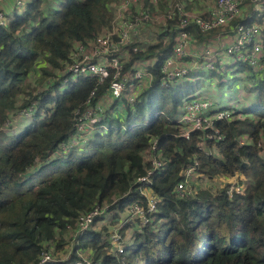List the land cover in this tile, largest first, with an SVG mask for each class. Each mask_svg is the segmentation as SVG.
<instances>
[{
  "label": "trees",
  "instance_id": "16d2710c",
  "mask_svg": "<svg viewBox=\"0 0 264 264\" xmlns=\"http://www.w3.org/2000/svg\"><path fill=\"white\" fill-rule=\"evenodd\" d=\"M53 1L55 7L45 0H27L23 10L0 27V125L10 112L36 101L29 125L10 142L0 137V264H36L42 251L60 250L80 213L112 203L114 197L119 199L101 231L90 229L79 236L69 261L61 263L73 262L79 258L77 251L89 246L96 264H264V76L254 78L250 87L258 106L244 109L243 119L216 122L220 141H205L200 148L201 132L189 140L173 136L181 107L175 89L187 78L163 86L161 65L172 54L179 31L175 15L159 29L155 42L145 43L124 62L122 76L131 82L133 61L155 57L147 65L150 84L133 104H124V118L117 119L110 109H118L125 99L113 100L106 110L111 115L106 112L103 121L110 128L93 137L87 153L53 156L73 133V111L84 110L89 93L96 90L92 102L109 99L105 94L111 75L101 83L97 77H81L61 92L59 87L73 44L88 42L110 27L113 0ZM247 8L245 14L250 15ZM186 30L195 38L194 47L212 36L194 25ZM38 61L44 64L32 89L25 80ZM237 66L249 69L239 62L229 65ZM242 135L249 141L240 145ZM152 136L158 138L157 150L166 163L149 185L159 201L150 221L133 227L118 252L109 236L112 227L125 221L122 233L130 220L126 207H146L136 178L145 173L142 155ZM193 161L198 173L210 178L242 173L243 190L227 194L224 187L213 193L203 187L178 196L174 188Z\"/></svg>",
  "mask_w": 264,
  "mask_h": 264
},
{
  "label": "built area",
  "instance_id": "2783aa9c",
  "mask_svg": "<svg viewBox=\"0 0 264 264\" xmlns=\"http://www.w3.org/2000/svg\"><path fill=\"white\" fill-rule=\"evenodd\" d=\"M8 1L12 3L10 13L4 9V5ZM26 1L0 0V27L6 26L13 14L20 13ZM120 1L124 2V5L121 11L114 16L111 29L105 30V33L99 34L88 42L73 44L70 50V62L63 72L64 78L59 87V91H63L71 80L81 77H97L98 83H101L111 75L106 89L107 94H105L109 99L100 98L92 102L96 96V90L89 93L84 110L81 111L77 108L73 111L75 119L73 133L66 142L59 145V148L53 152V156L65 153L67 146L72 149L78 144L82 146L86 142L87 148L88 143L92 140L91 137L83 136L87 130L97 129L105 132L110 128V125L103 123L105 119L103 115L109 106L103 107L102 101L108 100L111 104L115 99L124 98L126 102H120L119 109H124L125 103L133 104L142 89L151 82L152 74L147 65L155 57L137 58L133 61L131 82L122 76L123 60H126L131 53H136L144 48L145 43L155 42L157 33L161 31L159 29L167 27V21L172 20L175 15L178 16L175 28H178L179 31L175 37L172 54L167 56L161 65V84L163 86L176 85L191 73L195 74L194 78L197 79L199 74L204 71L206 73L216 71L221 75L228 74L232 80L236 76L235 69L240 70V68L239 66H227L236 62L245 64L249 68H245L246 71H243L245 76L257 78L264 75V0H207L206 2L203 0V4L200 5L206 8L196 7L192 10H187L186 4L180 0H171L162 6V10H158V7L155 6L154 11L157 10V12L150 11L148 7H132L136 0ZM248 6L252 10L250 15L245 14ZM112 12H114L113 8ZM236 19L241 22H236ZM161 21V24L153 27L156 26L154 22ZM188 25H194L200 32L211 31L214 34L202 48H195L192 45L195 38L186 30ZM143 33L147 34L144 38L141 36ZM229 38L232 39L231 43L227 42ZM220 53L230 55L232 59L229 62H224L219 57ZM216 63L219 66L215 67ZM249 84L251 86L253 82ZM35 108L36 101H32L28 106L10 112L9 118L0 125V131L7 130L12 126L14 123L12 117L16 113L17 116L30 120ZM246 116L247 114L236 102L226 106H214L210 98L203 96L202 92L195 93L179 108L175 117L173 136L189 140L193 133L201 132L202 142L199 145L200 148H204L205 141L214 143L223 138L215 126L216 122L243 119ZM248 141L247 135L238 137L240 145ZM80 146L76 149H79ZM63 147V151L60 152L59 149ZM157 149L158 138L152 136L148 148L142 155L143 162L147 164L145 173L136 178L139 183L137 189L146 198V207L143 208L136 203L128 207L129 216L135 215L140 220L141 226L150 221L159 201V197L149 189L152 176L160 174L166 167V163ZM212 149L211 153H216V149ZM198 177L200 179L209 178L198 173L197 162L193 161L183 169V179L177 182L174 188L175 193L180 197L194 194L196 190H192L191 183L194 178ZM233 190L241 192L243 187L241 185L231 186L226 192L230 194ZM118 199L119 197H115L112 203L96 204L91 210L80 213L74 227L68 228V235L72 242L91 228L97 219L112 212L111 205L117 203ZM110 239L114 250L122 252L124 241L119 232V226L112 228ZM62 261L56 259L54 250H44L36 264H63ZM67 264L93 263L86 258H79Z\"/></svg>",
  "mask_w": 264,
  "mask_h": 264
},
{
  "label": "rangeland",
  "instance_id": "374dc122",
  "mask_svg": "<svg viewBox=\"0 0 264 264\" xmlns=\"http://www.w3.org/2000/svg\"><path fill=\"white\" fill-rule=\"evenodd\" d=\"M168 1H171V0H136L133 3L132 7L140 8V7L150 6V8H148V9L150 11H154V7L156 6V7H158V10H162V6H165L168 3ZM176 1H178V0H176ZM180 1H182V3L186 4L187 10H192L196 7L206 8V7H203V5H200V4H203L202 3L203 0H180ZM206 1L207 0H205L204 2H206ZM46 3H50V4H52V6L55 5L53 0H45L44 4H46ZM110 5L112 6V8L114 10L113 17H112V20L110 23V27L102 29L96 36H98L99 34L101 35L105 30L111 29V25H112V21L114 19V16H116L117 12L119 13L121 11V9L124 5V2H122L120 0H113V2ZM53 7H55V6H53ZM154 12H157V10ZM161 23H162V21L159 23L154 22V24H156V26H153V27H157V25H159ZM227 42L231 43L232 39L231 38L227 39ZM203 46L204 45L199 46L198 48H202ZM90 47H91V45H90ZM91 51H92V48L90 49V52ZM219 57L224 62H229L232 59V56L227 55L225 53H220ZM124 62H125V60H123V63ZM43 64H44V62L38 61V66L33 70V72L30 74V76L28 78H26V80H25L26 84L30 85V87L32 89H35L37 87V86H35V84L39 80L38 69H39V66H42ZM217 66H219V64L216 63L215 67H217ZM227 67H229V66H227ZM235 72H236L237 77L233 78L232 80L229 78L228 74L221 75V74L217 73L216 71H210L209 73H206L204 71V72L199 74L197 79H195L196 77L194 78V75H191L187 79L182 80L176 86V89H175V94H176L179 106L183 105L184 101L187 100L189 97H191L195 93L202 92L203 96L209 97V95H211V92L213 91L211 89H214L213 86H215L217 89H220V92L222 94H224V92H226V91H231V89L235 88V90H233V91L236 92L237 94L240 91V93L242 95V90H244V92L246 94H249V98L252 99V101H253V102H251V105H248L249 107L246 106L244 108L256 107L258 104V99L255 96L256 92L252 88H250L252 85L250 86V84H249V83L253 82L254 78H251L249 76H245L241 70L235 69ZM243 80H244V82L242 83ZM71 81H77V78L75 80H71ZM206 84L210 85V88H211L210 91H207L209 86H206ZM40 89H41V87H40ZM230 94H232V92ZM233 95L234 94H232V96ZM240 96L239 97L236 96L237 98H234V99H236V101H238L237 104H239V105H241V103H242V102H240L241 101ZM19 100L20 101L18 103L20 105L22 98ZM102 104H103V107H105V106L108 107L110 105V102L108 100H106V101H102ZM117 110H119V111H117ZM110 111H112L111 114L114 117L120 116V117L124 118V112H125L124 109H119V108L116 109L115 108V109H110ZM106 112L107 111L105 110V113ZM16 114L13 115V117H12V119L14 120V123L12 124V126L7 130H1L0 131V137L1 138L3 137V140L5 142L12 141L14 139L16 133H18V132H14V130H15L14 127H16V125L19 123V121L16 120L17 118L18 119L22 118L26 121L24 129L29 125L30 121L32 120V118L29 120L25 117L17 116ZM107 114H110V113L107 112ZM106 116L107 115H103V117L105 119H106ZM118 117H117V119H119ZM122 122H124V121H122ZM103 125H105V124H103ZM99 127H102V126H99ZM124 127H125V125H124ZM99 134L103 135L105 133L102 131H98L97 129H94V130H87L83 136L84 137H91L93 139V137L95 138ZM85 144H86V142L83 143L82 146H80V144H78L76 147L80 146L79 149H76V147L70 149L67 146V147H65V153H59V154L64 157L65 155H67V153H73L74 152V156H76V157L80 156L82 153H87L90 149V147H89L88 151L86 152V145ZM262 146H264V145H262ZM63 149H64V147L60 148L59 151L61 152V151H63ZM38 167H39V165L32 168L28 173L35 171ZM192 181H193L191 183L192 190L195 191V190H198L199 188L205 187V188H208L209 190H211L213 193H215L216 191H218L219 189L224 188V187H226L227 189H229L231 186L238 187V185H241L243 187L241 182L243 181L245 183L243 175L240 172H237L236 174L231 175V176L216 175V176H213L211 178L209 177L207 179H202V178L200 179L198 177V178H194ZM113 199H115V197ZM128 207H126V210L129 212ZM112 212H113V210H112ZM108 216L109 215H103L102 219L101 218L97 219V222H95L91 226V228H89L86 232H88L90 229H94V231H101L100 229L105 224V222L108 220V218H109ZM129 219H130L128 222L129 224L127 223L128 228L126 227L127 229L125 228V231L120 233L123 241H126V239L129 237V234L132 232L131 230L133 227L137 228L138 226H141L140 220L135 215H133L132 217L129 216ZM125 224H126V222L122 221V222H120V224H117V226H119V228H121ZM109 236H110V234H109ZM64 240L65 241H64L63 247L58 251L55 250L54 252H55V256H56L57 260L69 261V256L71 255L75 245L79 244L80 240L78 237L75 241L72 242L71 237L68 235V232L66 233V237ZM80 250L77 251V256L81 259L86 258L90 262H92L91 261L92 260L91 254H92L93 249L88 246L87 248L83 249L82 251H80ZM79 258H76V259H79ZM93 264H96V263H93Z\"/></svg>",
  "mask_w": 264,
  "mask_h": 264
},
{
  "label": "crops",
  "instance_id": "0c3cea01",
  "mask_svg": "<svg viewBox=\"0 0 264 264\" xmlns=\"http://www.w3.org/2000/svg\"><path fill=\"white\" fill-rule=\"evenodd\" d=\"M4 9L6 10V11H8V12H10L11 11V9H12V3L10 2V1H8L5 5H4ZM212 34H214V32H212ZM146 35L147 34H142L141 36L144 38V37H146ZM196 46H198V45H196ZM195 48H198V47H195ZM243 66V65H242ZM240 68V70H242V72L244 71H246L245 70V68H241V67H239ZM264 73V72H263ZM193 73H191L189 76H191ZM193 75H195V74H193ZM188 76V77H189ZM264 76V75H263ZM187 77V78H188ZM235 77H237V76H235ZM234 77V78H235ZM193 79V78H192ZM244 82V80L242 81V83ZM206 86H209V88H208V90L207 91H210V85L209 84H206ZM214 87V89H211V90H213L212 92H211V95H209V98H210V100H211V102L214 104V106H220V105H223V106H226L227 104H230V103H233V102H238V101H236V99H234V98H237L236 96H240L241 95V93H240V91L238 92V94L236 93V92H234L233 90H235V88H233V89H231V91H226V92H224V94H222L221 92H220V89H217L215 86H213ZM242 87V86H241ZM229 92V93H228ZM232 92V94H234L233 96H232V94H230ZM231 96H230V95ZM253 95V94H252ZM241 97V101L240 102H242L241 103V105L240 106H242V110H243V112H244V109H249V108H244V107H246V106H248V105H251V102H253L252 101V99H250L249 98V94H246L245 92H244V90H242V95L240 96ZM254 100V99H253ZM255 101V100H254ZM244 102V103H243ZM257 106H258V104H257ZM249 107V106H248ZM252 107H250V109H251ZM254 108V107H253ZM247 114V113H246ZM248 115L250 116V115H252V114H250V113H248ZM16 120H18L19 121V123L16 125V127H14V132H22L23 130H24V127H25V120L24 119H22V118H20V119H16ZM24 123V124H23ZM17 134V133H16ZM149 193V192H148ZM117 226V225H116Z\"/></svg>",
  "mask_w": 264,
  "mask_h": 264
}]
</instances>
